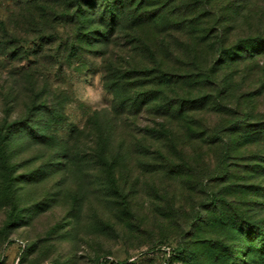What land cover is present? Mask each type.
Wrapping results in <instances>:
<instances>
[{"label": "rangeland", "instance_id": "374dc122", "mask_svg": "<svg viewBox=\"0 0 264 264\" xmlns=\"http://www.w3.org/2000/svg\"><path fill=\"white\" fill-rule=\"evenodd\" d=\"M79 2L0 0L1 118L20 123L0 171V264H264V93L253 90L264 59L247 78V134L195 144L185 184L183 144L170 157L149 153V99L140 112L128 108L149 89L148 77L122 73L148 63L131 29L122 23L110 47L103 0ZM221 162L226 184L216 178ZM212 196L225 205L211 207Z\"/></svg>", "mask_w": 264, "mask_h": 264}, {"label": "trees", "instance_id": "16d2710c", "mask_svg": "<svg viewBox=\"0 0 264 264\" xmlns=\"http://www.w3.org/2000/svg\"><path fill=\"white\" fill-rule=\"evenodd\" d=\"M79 1L75 0V5L80 9ZM102 4L98 20L111 33L109 46L117 43L112 35L117 37L120 25L127 23L134 51L148 59V63L131 61L122 73L131 80L149 78V89L137 94L128 106L140 112L149 104L152 119L145 137L149 153L165 157V152L170 157L175 143L187 147L190 155L180 148L179 174L189 184L193 180L189 172L192 174L195 164V144L232 145L233 135L247 134V78L249 73L258 75L257 60L264 59V0H103ZM142 30H148L149 37ZM261 73L255 77L256 96L264 93V69ZM33 74L25 72L24 76ZM32 88L35 90V85ZM1 114L0 110V171H6L11 134L20 123L8 124ZM60 118L58 115L55 123ZM35 136L45 137L40 132ZM224 149L229 151L230 145ZM101 160L111 189L117 190L115 161L105 145ZM221 164L216 178L226 184L229 165ZM209 199L214 209L225 205L224 198ZM249 228L252 230V225ZM260 247L264 254V235Z\"/></svg>", "mask_w": 264, "mask_h": 264}]
</instances>
